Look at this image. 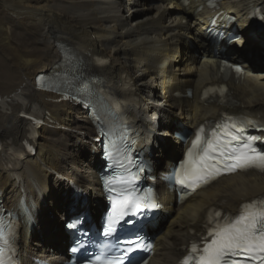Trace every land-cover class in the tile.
<instances>
[{
    "label": "bare ground",
    "instance_id": "1",
    "mask_svg": "<svg viewBox=\"0 0 264 264\" xmlns=\"http://www.w3.org/2000/svg\"><path fill=\"white\" fill-rule=\"evenodd\" d=\"M225 1L217 12L235 13L244 27L252 9H264V0ZM200 6L195 0L189 5L182 0H0V203L9 210L23 194L36 211L31 236L26 228L20 233L22 264H31L32 257L56 264L63 255L61 221L73 203L74 186L91 211L101 202L99 157L92 154L96 135L87 113L73 102L35 91L37 74L61 69V49L92 68L109 92L128 86L126 111L143 135L153 133L141 146L156 171H164L183 150L173 131L189 130L221 112L264 114V66L245 56L260 51L263 36L256 31L245 30L228 50L243 69L242 77L227 84L232 108L200 102L204 87L218 82L219 68L202 36L212 13L205 8L197 13ZM97 58L106 62L95 69ZM23 93L25 101L18 100ZM7 102L9 108L2 109ZM34 109L42 121L39 138L26 143L30 153L20 159L17 146L26 141V114ZM163 189L158 184L159 200L171 215L160 223L151 264L175 263L200 233L210 209L235 212L264 195V177L222 179L180 208ZM82 206L78 200L75 208Z\"/></svg>",
    "mask_w": 264,
    "mask_h": 264
},
{
    "label": "snow or ice",
    "instance_id": "2",
    "mask_svg": "<svg viewBox=\"0 0 264 264\" xmlns=\"http://www.w3.org/2000/svg\"><path fill=\"white\" fill-rule=\"evenodd\" d=\"M237 72L241 69L237 68ZM231 128L236 129V125L232 124ZM203 132V129L200 130ZM231 139L221 142L216 132H213L211 136L215 139H208L206 141L207 147L203 148V155L200 156L201 164L196 166L193 163L192 157L194 155L193 150L201 144V136L198 133L196 140L192 144V148L189 149L187 156L188 159L180 165V169L175 174L177 183L184 184L185 179L181 178L183 172L185 178L194 177L201 178V174L205 173L208 165L203 163L206 160H215V156H210L209 153H214L219 150V155L224 158L225 161L232 160L234 163H225L224 167L229 171H235L237 168H246L249 166H256L264 169V154L257 153L254 156L248 154L247 151H241L236 148H232L230 152L226 153L224 148L230 145L233 141L237 140V137L232 135L231 132L226 133ZM255 139L249 138V141ZM245 149H249L251 152H255V149H250V144L243 146ZM235 153V155H233ZM142 170V169H141ZM135 178V177H133ZM211 178H215L214 176ZM209 179L204 178V183H208ZM131 183V181H129ZM123 199L116 201V209L118 210V217H123L131 212L133 215L141 208V201L143 197H138L129 192L127 189L124 191ZM145 206H153L146 204ZM216 217H220L221 213L216 212ZM117 222L113 219L109 223L105 235H111L115 231L114 225ZM209 223H212L210 218ZM74 226V225H72ZM208 235L213 237L210 243L205 244L200 254L196 259V264H245L247 260L252 259L250 255L252 253H264V207H257L256 202L243 206L242 214L234 219L225 218L223 223L216 221L213 227L209 228ZM0 240L5 244L8 243V237L5 231L0 228ZM129 244H136V241H128ZM133 248L129 247L125 249V252H131ZM192 253H197V245L193 244ZM6 251L4 248H0V264H6L5 261ZM243 256L242 260L230 259V257ZM264 259V257H261ZM192 257L185 258L183 264H191ZM107 264H123V260L120 257L113 258L107 261ZM131 264V261H129Z\"/></svg>",
    "mask_w": 264,
    "mask_h": 264
},
{
    "label": "rangeland",
    "instance_id": "3",
    "mask_svg": "<svg viewBox=\"0 0 264 264\" xmlns=\"http://www.w3.org/2000/svg\"><path fill=\"white\" fill-rule=\"evenodd\" d=\"M263 66V65H262Z\"/></svg>",
    "mask_w": 264,
    "mask_h": 264
}]
</instances>
